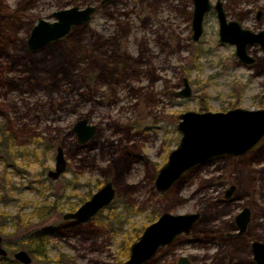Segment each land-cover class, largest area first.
<instances>
[{
    "label": "rangeland",
    "instance_id": "374dc122",
    "mask_svg": "<svg viewBox=\"0 0 264 264\" xmlns=\"http://www.w3.org/2000/svg\"><path fill=\"white\" fill-rule=\"evenodd\" d=\"M100 1L0 0V52H6L0 58L1 80L7 83L0 86V125L20 132V144L26 145L14 159L0 152L7 164L0 162L2 243L8 239L15 245L9 258L24 249L30 264H53L17 244L25 233L48 229V259L62 254L72 258L71 264H122L128 256L122 254L121 240L136 232L137 240L167 211L199 212L200 217L188 235L159 249L145 264H168L180 255L196 264H254L251 241L264 242V138L246 155H224L195 166L165 192H158L154 181L180 140L181 113L200 111V103L212 112L264 108V49L249 46L256 60L242 64L233 44L218 42L213 10L203 18L198 41H192V0ZM222 2L228 19L253 31L264 29V0ZM88 5L95 7L88 22L41 49H27L39 18L54 21L56 10ZM97 42L104 59L114 61L113 53H122L115 66L123 68L104 63L95 81L80 79L81 72L72 69L74 52ZM183 78L191 87L189 97L173 95ZM82 117L96 132L79 148L72 127ZM31 134L52 147H28ZM57 146L70 170L52 181L47 171L54 167ZM67 179L77 182L68 185ZM106 181L116 190L111 207L83 223L63 219ZM230 184L235 189L227 198ZM39 204L55 207L44 221L33 214ZM244 206L251 209L247 231L228 239L225 233L236 230L234 217Z\"/></svg>",
    "mask_w": 264,
    "mask_h": 264
},
{
    "label": "water",
    "instance_id": "95a60500",
    "mask_svg": "<svg viewBox=\"0 0 264 264\" xmlns=\"http://www.w3.org/2000/svg\"><path fill=\"white\" fill-rule=\"evenodd\" d=\"M111 0H101L108 3ZM191 39L198 41L203 32V18L211 10L215 12L218 21V42L233 44L234 55L244 64H251L255 58L247 48L260 45L264 49V29L253 31L242 26L236 19H228L222 0H192ZM95 7L92 5L80 8L71 6L52 13L54 21L39 18L31 28L26 40L30 51L41 49L60 38L65 37L73 26L88 22ZM260 11H257L259 14ZM192 94L187 78H183V86L174 91L178 97H189ZM180 133L177 146L168 154L167 161L160 167L154 186L158 192L167 191L170 186L190 169L208 162L216 157L230 155L240 156L253 149L264 136V108L245 109L232 108L227 111H185L180 114L176 125ZM72 131L78 144L86 143L96 132V126L82 117L74 123ZM66 159L63 149L57 146L54 155V168L47 171L52 181L57 180L66 171ZM235 186H229L224 197L230 196ZM115 197L112 182L107 181L89 199L84 201L74 211L63 214V219L74 220L77 223L88 221L101 209L111 203ZM250 211L244 207L236 214L235 223L238 233L246 229ZM200 217L199 212L173 214L163 212L156 221L147 225L137 240L129 248V255L122 264H145L157 250L170 244L180 234H188ZM253 258L259 264H264V242L252 241ZM8 255L0 235V257ZM13 259L21 264H30V254L19 249L13 253ZM177 264H192L188 257L182 255Z\"/></svg>",
    "mask_w": 264,
    "mask_h": 264
},
{
    "label": "trees",
    "instance_id": "16d2710c",
    "mask_svg": "<svg viewBox=\"0 0 264 264\" xmlns=\"http://www.w3.org/2000/svg\"><path fill=\"white\" fill-rule=\"evenodd\" d=\"M99 46L100 43L97 42V44L92 45L91 47H87L86 49H80L78 52H74L73 60H75L72 64L74 65L73 72L80 71L81 74L79 76L80 79L84 77L92 78L93 81H95V77H97L98 70L99 74L102 72V64L106 63L108 66L114 65V70L122 69V66H119V68L115 66V63L117 61V57L123 56L122 53L114 52L115 60L110 61L109 59H104L103 56H100L99 53ZM117 53V54H116ZM6 52L2 51L0 52V58L5 56ZM112 54V55H113ZM195 57H197V54H195ZM97 58V60H96ZM99 58H101V62H99ZM75 63V64H74ZM9 72V71H8ZM5 73V70H3V65L0 66V80L1 76ZM111 73H113V68L111 70ZM116 73V71H114ZM4 80V79H3ZM0 86L6 85V81H0ZM96 84H99V81L96 80ZM203 104V103H202ZM200 103V111H204L205 106ZM0 152L5 153L10 157L11 159H14L17 153L24 151L26 148V145L20 144L23 141V136L20 134V132L14 133L10 128H8L6 125L2 124L0 125ZM31 143L27 142L28 147L33 146V148L42 147L44 150H49L52 147L51 145H47V139L43 138L42 136L36 135L33 136L32 134L29 136ZM46 145V146H45ZM79 148H82V146H79ZM0 162L3 166L7 167L6 162L3 159H0ZM71 182H77L72 179H67L66 184ZM69 185V184H68ZM90 193H88L89 195ZM84 200H82L83 202ZM110 206V205H108ZM105 207V208H108ZM111 207V206H110ZM77 208V203L75 205H72L69 209L74 210ZM125 208H127L125 206ZM55 210V207L50 204H39L36 206L35 210L33 211L35 218L39 221H44L52 212ZM100 213V212H99ZM98 213V214H99ZM97 214V215H98ZM96 215V216H97ZM14 220V219H13ZM15 223V221H13ZM13 223V224H14ZM140 231V230H139ZM138 231V232H139ZM48 229H42V230H35L28 233L23 234L21 237L17 238V244H20L19 246L26 248L31 254H34V256H38L39 258L45 260L51 261L53 264H71L72 258L69 255H58L55 259H48L47 257V241H48ZM0 235H4L3 231L0 230ZM5 236V235H4ZM138 236V233L136 232L130 240H121V246H122V254L124 256H128L129 254V247L133 239H136ZM5 242V241H4ZM6 239V242L4 243V246L8 250V256L6 257H0V264H19L16 260L10 259L9 254L15 249V245L13 242ZM120 260L117 262V264H120Z\"/></svg>",
    "mask_w": 264,
    "mask_h": 264
},
{
    "label": "flooded vegetation",
    "instance_id": "af4514ba",
    "mask_svg": "<svg viewBox=\"0 0 264 264\" xmlns=\"http://www.w3.org/2000/svg\"><path fill=\"white\" fill-rule=\"evenodd\" d=\"M212 3H213V2H212ZM222 3H223V2H222ZM260 15H261V13H259V14H257V12L255 13L256 18H260ZM236 20H237V19H236ZM242 26H243V25H242ZM256 45H257V44H256ZM258 46L260 47V45H258ZM248 47H249V46H248ZM260 48H261V47H260ZM261 49H262V48H261ZM247 50H248V48H247ZM249 54H250V53H249ZM252 56H253V55H252ZM253 57H254V56H253ZM254 58H255V57H254ZM255 60H256V58H255ZM255 60H254L251 64H244L243 62H242V64H244V65H252V64L255 62ZM263 138H264V136L261 138L260 141H262ZM75 139H76V138H75ZM88 141H89V140H88ZM88 141H87V142H88ZM260 141H259V142H260ZM87 142H86V143H83V144H80L79 146L84 147V146L87 144ZM258 144H259V143H258ZM258 144H257V145H258ZM257 145H256V146H257ZM256 146H255L253 149H251V150H249L248 152H246L245 154H243V155H246L247 153H249V152H251L252 150H254V149L256 148ZM243 155H240V156H243ZM64 157H65V156H64ZM232 157H239V156H232ZM65 159H66V162H68V161H67V158H65ZM53 168H54V167H53ZM53 168H52V169H53ZM49 170H50V169H49ZM66 170H70V165H66ZM65 172H66V171H65ZM65 172H64V173H65ZM61 175H62V174H61ZM61 175H60V176H61ZM47 177H48V176H47ZM59 178H60V177H59ZM59 178H58V179H59ZM50 180H51V179H50ZM55 181H56V180H55ZM106 182H107V181H106ZM106 182H105V183H106ZM110 182H111V181H110ZM105 183H104V184H105ZM104 184H103V185H104ZM112 184H113V183H112ZM103 185H102V186H103ZM231 185H234V184H230L229 186H231ZM229 186H228V187H229ZM234 186H235V185H234ZM113 187H114V186H113ZM228 187H227V188H228ZM99 188H100V187H99ZM99 188H98V189H99ZM227 188H226V189H227ZM114 189H115V188H114ZM226 189H225V190H226ZM234 189H235V188H234ZM233 191H234V190H233ZM224 193H225V191H224ZM231 194H232V193H231ZM231 194H230V195H231ZM115 195H116V190H115ZM90 197H91V196H90ZM90 197H88V199H89ZM228 197H229V196H228ZM228 197H227V198H228ZM114 198H115V197H114ZM86 200H87V199H86ZM86 200H84V201H86ZM113 200H114V199H113ZM113 200L111 201V203L113 202ZM84 201H83V202H84ZM83 202H82V203H83ZM82 203H81V204H82ZM111 203H110V204H111ZM81 204H80V205H81ZM110 204H108V205H110ZM80 205H79V206H80ZM108 205H107V206H108ZM107 206H105V207H107ZM105 207H104V208H105ZM244 207H246V208L249 209V211H250L249 219H250V217H251V209H250L249 207H247V206H244ZM244 207H243V208H244ZM104 208H103V209H104ZM74 210H75V209H74ZM74 210H73V211H74ZM101 210H102V209H101ZM101 210H100V211H101ZM241 210H242V209H241ZM241 210H240V211H241ZM100 211H99V212H100ZM240 211H239V212H240ZM99 212H98V213H99ZM239 212H238V213H239ZM98 213H97V214H98ZM263 213H264V212H263ZM263 213H262V214H263ZM97 214H96V215H97ZM262 214H261V215H262ZM96 215H94L93 217H95ZM235 216H236V215H235ZM93 217H92V218H93ZM90 219H91V218H90ZM248 221H249V220H248ZM234 223H235V217H234ZM247 225H248V222H247ZM247 225H246V229H245L242 233H238V232H237V228H236V230H234L233 232H226V233H225V236H226L228 239H231V238H234V237L242 236V235H244V233H246V231H247ZM193 227H194V226H193ZM193 227L191 228V230L193 229ZM235 227H236V223H235ZM191 230H190V231H191ZM189 233H190V232H189ZM189 233H188V234H189ZM188 234H184V233H183V234H180V235L176 236L170 244H167V245H165V246H162V247H160L159 249H161V248H163V247L168 248V247H170V246H173V244L176 242V240H177L178 237L183 236V235L185 236V235H188ZM252 241H254V240H252ZM252 241H251V243H252ZM260 242H261V241H260ZM159 249H158V250H159ZM158 250H157V252H158ZM157 252H156V254H157ZM251 253H252V250H251ZM156 254H155V255H156ZM155 255H154V256H155ZM154 256H153V257H154ZM180 256H182V255H180ZM180 256H179V257H180ZM184 256H186V255H184ZM153 257H152V258H153ZM179 257H177L175 261L172 260V261L169 262L168 264H177V259H178ZM186 257H188V256H186ZM152 258H151V259H152ZM151 259H150V260H151ZM188 259L190 260L189 257H188ZM252 261H253L254 264H259L258 262H256V261L254 260V258H253V253H252ZM190 262H191L192 264H196V263H194L192 260H190Z\"/></svg>",
    "mask_w": 264,
    "mask_h": 264
}]
</instances>
